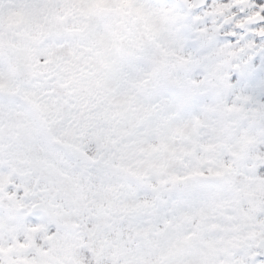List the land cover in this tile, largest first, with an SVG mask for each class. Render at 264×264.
Here are the masks:
<instances>
[{
  "label": "snow or ice",
  "instance_id": "6c2138e0",
  "mask_svg": "<svg viewBox=\"0 0 264 264\" xmlns=\"http://www.w3.org/2000/svg\"><path fill=\"white\" fill-rule=\"evenodd\" d=\"M0 264H264V0H0Z\"/></svg>",
  "mask_w": 264,
  "mask_h": 264
}]
</instances>
